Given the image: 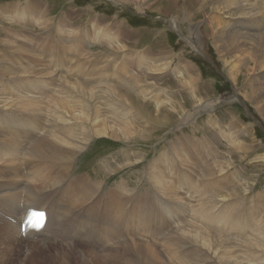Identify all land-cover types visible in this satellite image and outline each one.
I'll return each instance as SVG.
<instances>
[{
	"label": "rangeland",
	"instance_id": "rangeland-1",
	"mask_svg": "<svg viewBox=\"0 0 264 264\" xmlns=\"http://www.w3.org/2000/svg\"><path fill=\"white\" fill-rule=\"evenodd\" d=\"M226 1L232 2L235 9H223L222 5ZM9 4L21 7L14 9L7 6ZM256 8L264 14V3L261 0H0V96L6 97L7 102L13 104L12 108H20L17 105L18 94L23 95L32 90V82L34 84L38 79L51 82L52 69L63 74L66 70L69 74H65L64 79L54 87L60 88L63 80L70 81V70L74 64H78L88 74L93 68H110L104 75L106 83L114 85L113 90L130 98V102L125 103H131L130 110L133 111L127 123L131 137L122 140L120 135L94 136V141L74 156L70 170V178H77L80 174L82 177L87 175L95 184L99 182L97 191L95 189L91 197L81 187L72 199L70 211L78 207V210H85L88 209L87 205H92L88 215L92 224H95V239L101 240L99 236L108 222L115 231L111 243L99 245V241L92 238L87 240L86 237L74 234V231L78 232L74 228L78 223L72 219L77 217L73 216L74 213H68L70 220H65V223L70 226L64 237L53 236L52 239V235L47 233L42 236L44 239L30 236L29 240L24 238L17 245L16 241L7 240L5 235L9 228L5 226L9 223L16 227L19 215L15 213L23 209L22 204L21 209L12 214L0 203V264H149L152 259L162 264L165 250L166 255L172 254L176 263L188 264L179 254L185 246L172 244L174 239L165 238L170 231H174L171 224L162 231V224L158 222L160 219L156 223L152 222L158 209L157 206L152 208L153 199L162 202L165 198L184 197V190H176L173 186L182 187L184 182L189 181L192 187L200 191L201 196L193 193L189 201L184 198L188 207L208 204L206 200L213 193L209 191V182L225 175L230 182H216L221 189L215 190L216 198L221 197L225 203L220 213L224 221L216 223L224 229L214 233L208 225L195 218L191 228L195 236H204L221 247L232 245L230 239L237 232V212L242 208L246 213L242 210L245 216L239 231L251 227L253 223H257L259 229L262 226L264 228V74L259 75L261 69L255 65L254 60L230 40L229 25L226 22L227 19H246L245 13ZM239 10L243 13H239ZM14 13L15 19L8 20ZM64 17L71 28H67L61 36L56 29L61 31L57 24ZM98 20L106 28L104 37L113 42L111 45H106L105 39L102 43L93 42V38H96V35L92 36L93 26L95 23L97 32ZM173 20L177 23V30L173 28ZM262 24L264 22L258 26L251 23L252 30L255 31ZM191 27L193 31L200 29V36L190 32ZM62 38L63 44L67 46L60 51L54 49L50 56V49H39L42 41L44 46L51 41L61 44ZM19 43L27 49L17 46ZM194 43L200 47L194 46ZM260 43L258 38L250 41L252 47H259ZM236 48L237 51H234ZM252 71L255 74L250 76ZM94 77L90 75L88 79L85 78L82 86L87 87V80H93ZM127 82L131 83L130 90L125 88ZM248 83L258 87L257 95L263 97L253 93ZM91 86L92 82L88 87ZM140 89L144 92H140ZM134 92H138L140 97ZM154 98L161 101L159 106ZM207 101L208 107L205 109L203 105ZM137 104H141V107ZM137 112L142 114V118L136 117ZM187 115L190 117L181 124ZM152 117L158 121L154 123ZM21 144L24 147L16 150L17 155L11 149V161L7 155L10 150L6 152L0 148V183L10 186V175L13 172L20 174L23 166L29 164L27 161H33L32 166L39 173L45 171L54 181V167H46L52 164L51 160L41 159L27 147V143ZM6 145V141L0 142V147ZM159 156H166L170 162L173 161L174 164H169L172 167L171 174H168L166 167L158 164L156 158ZM7 162L9 165H6ZM102 164L111 170L106 171ZM220 166L223 170H219ZM158 169L160 179L165 176L173 185L169 191L159 190L153 181L152 171ZM121 180L128 188L123 197L117 188ZM24 184L18 186L22 196L27 195L28 191L27 181ZM56 189L51 188V192L59 199V191ZM172 190L174 194L169 193ZM123 203L127 222L124 239L116 238L117 218L124 214L121 209ZM239 231L238 244L246 238ZM36 239H40V242L36 243ZM117 239L122 241L116 243Z\"/></svg>",
	"mask_w": 264,
	"mask_h": 264
},
{
	"label": "bare ground",
	"instance_id": "bare-ground-1",
	"mask_svg": "<svg viewBox=\"0 0 264 264\" xmlns=\"http://www.w3.org/2000/svg\"><path fill=\"white\" fill-rule=\"evenodd\" d=\"M261 3H264V2L261 0ZM29 5L31 6L32 4H29ZM232 5H233L232 2L226 1L225 3H223L222 8L227 9L231 7L232 10H234L235 8L232 7ZM7 6H12L14 9H18L21 7V6H18L17 4H9ZM239 13H243V11L239 10ZM9 17L10 18H8V20L10 21L14 20L16 17V13H14L13 15H10ZM245 18L246 19H237V20L227 19L226 20V22L229 25V33L231 35L230 40L236 43L238 45V48L241 51H243L246 54V56L249 54V57L254 60L255 65L261 69L259 75H263L264 74V24L259 25V27H257V29L253 31L251 23L254 22L258 26L260 22H264V14H262V11L259 8L258 9L256 8L255 10L252 9L251 11L246 12ZM98 21L100 22V20ZM100 24L101 22L98 24L97 32H95V23H94L92 36L94 37L96 35V38H93L94 40L93 42L102 43V40H104L106 37V36L104 37L106 28ZM172 24H173V28L177 30V23L173 20ZM57 25L60 27L61 31H59V29L57 28L56 32L60 34L61 36L63 32L65 33V30L67 28L69 27L71 28L69 21L67 20L66 17L62 18L59 21V24ZM262 29H263V32L261 31ZM72 31H73V27H72ZM99 32H101V34L97 35ZM190 32L194 33L195 36L197 35L200 36L201 34L200 29L199 30L195 29V31H193V27H191ZM192 33L190 34L192 35ZM66 34L68 33L66 32ZM49 36H51L50 33H49ZM72 37L74 36L72 35ZM252 38H258L261 41L259 47H252L250 45V41ZM63 42L64 40L62 38L61 44H57L51 41L49 45L44 46L43 45L44 42L42 41V47L39 49H44V50L50 49V52L48 54V56H50L51 53L54 51V49H59L60 51L61 49L67 46V45H64ZM77 42L79 41L77 40ZM105 42H106V45H111L110 43H113L110 39L109 40L105 39ZM17 46H23L24 48H26L22 43L17 44ZM194 46H198L197 43H194ZM234 51H237V48L234 49ZM0 61H2L1 58H0ZM152 65H153V62H152ZM104 66L107 67L108 65L105 64ZM8 70L11 71L9 68ZM8 70L6 71V73L9 72ZM109 70L110 68L104 69V68L98 67V68H93L91 73L88 74V71H85V68L84 70H82L81 68H79L78 64H74V66L70 70L72 72L70 81L68 82V80L65 79L63 80L62 86L59 84L60 88L54 89L57 82H61L62 79H64L63 77H65L64 75L69 74V72L65 70L63 74V73L58 72L59 70L52 69V72H50L51 82H48L43 79H38L35 81L34 84L32 82L33 88L32 90H28L31 93L23 92L24 93V94L22 93L23 95L18 94L19 99L17 100V105L19 104L20 108H23L21 110L19 107H18L19 108L18 110H15L14 108H12L13 104H9L7 102L6 97L2 98L0 96V142L6 141V144H7L6 146H2L0 148L7 150L6 152L10 150V152L7 153V155L9 156V161L12 160V155H13L12 151L22 149L24 145L21 143H25V144L27 143V147H29L33 151V153L38 155L41 159L45 158L44 159L45 161L51 160L50 162L53 165L49 163L46 165V167L47 168L54 167V170H55V174H53V177H52L54 181H52L49 174H47L43 170L40 171L39 173V171L35 169L36 167L34 168L32 166L34 164L33 161H27L29 162V164L24 165L22 168L23 173L27 175L22 174V171L20 172V174L19 173L16 174L15 172H13L12 175H10L11 178H8L10 186L0 183V203L4 207V209L14 214L15 212L19 211V209H21V204L23 207V209L20 212L15 213L19 215L17 219L18 224L16 225V227L14 225L6 223L5 227L9 228L7 229V233H6L7 235H5L7 240L16 241L18 245L19 242L24 241V238L28 239L30 236L32 237L40 236V238L44 239L42 236H44L47 233H50L52 235V239H53V236L54 238L64 237V235L67 233V227L70 226V224L65 223V220L70 218L68 213L70 214L74 213L73 216H76L77 219L73 218L72 220L77 221L78 225H75L74 228L77 229L78 232L74 231L73 233L79 237L80 236L86 237L87 240L92 238L91 240H94L96 242L99 241L95 239V237L97 236L95 233V229H94L95 224L94 225L92 224L90 220L91 217L88 215V213H91L92 211V208H91L92 205L91 206L87 205L86 207L88 209H85V210H78V208H80L78 207L70 211V207L73 201L72 199L74 195L79 193V189L83 187L85 189L87 196L91 197V195H93L92 193H95L96 186L99 184V182L97 181L98 184H95L94 182L91 181V179L87 178L88 177L87 175H86L87 177L86 176L82 177L80 174L77 178H70L71 176L70 170H71L72 161L74 159V156H76V154L80 150L85 148V146L88 143H90L91 141H94L93 140L94 136L95 137L96 136L117 137L118 135H120V137L122 136V140H127L129 137H131V135L127 131L128 130L127 123L129 119V114L132 113L133 111L130 110L132 107L129 104L131 103L129 104L125 103V101L130 102V98L123 93H118L115 90H113L114 85H110L109 83H106L107 78L104 77V75L107 74ZM39 72L41 73V71ZM254 74H255L254 71H252L250 76ZM41 75L43 74L41 73ZM90 75L96 76L94 77L93 80L91 79L87 80V82H89L87 84V87L89 86L91 82H92V86L88 88L85 87L84 85L82 86L83 84L82 82L86 81L85 78L90 77ZM100 78H103V79H100ZM249 80H250V77H249ZM1 83L2 82L0 81V86H1ZM121 85L124 87V82ZM247 86L250 90L253 91V93L257 95L258 87L252 86L249 83L247 84ZM125 88L130 90L131 83L127 82V85ZM34 89H36V91H34ZM62 89H64V91H61ZM141 91L143 90L140 89V92ZM134 93L137 94V97H140L138 95V92H134ZM257 96L263 97L261 95H257ZM154 99L157 100V98H154ZM42 100H45V101H42ZM156 102L158 106H159V103H161L159 99ZM208 102L209 101H207V103H204L203 105L205 109L208 107ZM137 105L141 107V104H137ZM12 111H17V112H12ZM136 117L138 119L142 118V114L140 112H137ZM188 117L190 116L187 115L183 120H181L182 121L181 124H184V120L188 119ZM152 120L154 123L158 121L154 117H152ZM148 123L150 122L148 121ZM29 148L27 149L29 150ZM11 149L13 150L11 151ZM177 153H178V150H177ZM16 155H17V151H16ZM25 159H28V157L25 156ZM156 161L158 162V164H161L167 168L168 174L172 173L171 172L172 167L169 166V164H174V163L173 161L170 162L171 161L170 158L168 159L166 158V156H159L158 158H156ZM6 165H9V163L7 162ZM104 166L105 164L104 165L102 164V167ZM40 168H41V164H40ZM43 168H45V166ZM103 169L111 170L109 166H105ZM219 170H223V168L220 166ZM159 172H160L159 169L152 171L151 176L154 179L153 181L155 182L159 190L166 191L168 189L169 191L173 185H171L168 182V179H166L165 176H163L160 179ZM2 179L4 180V178ZM76 179H77L76 184H74ZM26 181H27L26 189L28 190L26 191L27 195L22 196L21 192H19L20 190H18L19 188L18 186L21 184L25 185L24 183ZM216 182L217 183H229L230 180H228V176L225 175V176H222L221 178H215V180L210 181L209 191L213 193L206 200V202L209 205L208 204H200V205L196 204L194 205V207H188V202L184 200L186 199L189 201L194 196L193 193H195L197 196H201L200 191L192 187L189 181L184 182L182 184V187H180L179 185L178 186L174 185L173 186L174 189L181 190L182 188V190H184V192L182 191L183 192L182 194L184 195V197L176 196L170 199L165 198L164 201L162 202L160 201L161 203L155 200L154 198L153 203H152V208L155 209V207L157 206L158 209L156 210V216L152 219V222L156 223L160 219L161 221H158V222L159 224L160 223L162 224L160 225L161 226L160 229L162 231H164L165 228H167L171 224V229H173L174 231L172 230L173 231L172 233H170L171 232L170 231L169 235L167 234L165 238L174 239L172 241V244L180 243L182 244V246H185V249L179 252V254L181 255V257H183L184 259L188 261V264H264V228L262 226V229H259L257 226V223H253L251 227L239 231L241 227V221L244 219V216L246 213V210L243 208L241 210H238L237 212V222H238L237 232L235 236L233 237V239H230L232 245L228 247H225V246L221 247L219 244L205 238L204 236H200V238H198L195 236L196 234L193 233V231L191 230V228L193 227L192 221L195 218H199L204 225H208L209 229L214 233H220L224 229L222 225L216 224L219 220L221 222L224 221L220 217V213L222 212V208L225 206V203L221 199V197L216 198L217 191L215 192V190L221 189V187L217 186ZM16 187L17 189L14 190V188ZM51 188H55V189L57 188L56 190L59 191L58 193L59 199H57V196L51 192ZM117 188H119L120 190L119 192L122 195L121 197L125 196L126 193L128 192L127 185L124 184L122 180L119 182ZM9 190L11 192H9ZM169 193L172 194L173 190L170 191ZM113 202L115 204L117 203V201H114V200ZM17 206L19 207L18 209H17ZM195 207H196V210H195ZM212 207L214 209L210 211L209 209ZM236 207H238V205ZM29 208H33L36 211H45V214H44L45 223L43 224L42 228L39 229L38 231L27 229V231L23 235L22 230L20 229V224L24 218L25 212ZM124 208H125V204L123 203L121 205V209L124 214L120 215L121 218H117L118 225L116 226L117 227L116 232H118V237L116 236V238L123 237L124 239V237L126 236L127 222H126V213H125ZM181 216L182 218L180 220ZM147 218H151V216H147ZM106 225L107 226L104 227V232H102V234H100L99 236L100 239L102 240V241L101 240L99 241L101 242V244L99 245H104L106 244V242L111 243L110 240L114 236L113 232L115 231L112 229V225H110V223L108 222H106ZM238 231L240 232L241 235L246 236V238H244L239 244H238V237H237ZM9 232H12V234H9ZM132 235H136V234H132ZM154 238L156 239L157 237L154 236ZM36 240H38L36 241V243L40 242L39 241L40 239H36ZM32 241H35V240H32ZM120 241H122V239L118 240L116 243ZM26 242H29V241L26 240ZM180 249L182 248L180 247ZM86 252H88L87 249H86ZM149 252L153 254V251L151 249H149ZM161 252L163 255V250ZM166 253L167 251L165 250V259L162 260V264H178L175 262L174 258L172 257V254L170 256L169 254L166 255ZM162 257L164 258V256ZM157 258L159 259L158 254H157ZM199 259H202V260H199ZM177 260H179V257ZM185 263L187 264V262ZM149 264H158V263L155 259H152Z\"/></svg>",
	"mask_w": 264,
	"mask_h": 264
},
{
	"label": "water",
	"instance_id": "water-1",
	"mask_svg": "<svg viewBox=\"0 0 264 264\" xmlns=\"http://www.w3.org/2000/svg\"><path fill=\"white\" fill-rule=\"evenodd\" d=\"M26 225L28 224V222L25 223Z\"/></svg>",
	"mask_w": 264,
	"mask_h": 264
}]
</instances>
